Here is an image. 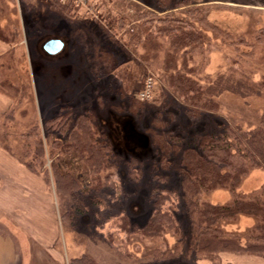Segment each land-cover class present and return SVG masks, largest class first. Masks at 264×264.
<instances>
[{
  "label": "rangeland",
  "instance_id": "rangeland-1",
  "mask_svg": "<svg viewBox=\"0 0 264 264\" xmlns=\"http://www.w3.org/2000/svg\"><path fill=\"white\" fill-rule=\"evenodd\" d=\"M66 1L74 9L71 22L42 7L33 16L23 15L18 0L15 19L11 1L1 0L4 31L15 44L13 51L0 58V95H6L11 103L0 117V156L8 159L3 163L9 172L11 169L19 190L25 188L19 199L23 203H30L33 194L42 199L37 192L42 183L25 165L32 157L37 130L41 133L45 121L68 107L77 112L93 111L121 158L120 170H125L128 161H142L144 167L155 161L145 138L155 123L153 117L160 114L168 127L186 126L187 112L181 111H185L183 106L191 109V104H184L183 94L171 88V82L185 80L200 91L195 96L198 98L203 89L219 123L240 131L255 130L264 123V0ZM192 9L198 18H205L206 24L194 18V25L183 27L199 38H174L173 32L165 29L169 27L165 21H186L182 16ZM101 20H112L110 27ZM51 38L63 42L56 55L42 50ZM148 76L155 81L153 96L139 100L136 94ZM167 101L168 106L163 107ZM50 161L47 157L49 170ZM83 172L82 165L77 174L82 176ZM123 182L131 222L126 219V224L116 216L94 231L90 217L79 219L75 227L62 225L55 220L60 214L55 209L52 221L48 218L52 212L50 215L45 204L36 221L27 218L29 208L16 213L17 220L11 217L14 213L9 216L0 206V232L13 241L16 250L13 264H71L72 258L82 254L91 255L99 264H231L223 258L225 252H186L182 244L177 247L178 238L172 231L165 237L143 235L140 225L149 213L144 198L150 181L141 174L136 183L127 178ZM262 186L264 167L251 170L238 191L249 195ZM206 199L223 204L229 201V194L216 190ZM177 207V199L172 197L162 209ZM18 223L29 227L36 224L35 236L41 244L28 240L16 228ZM252 223V218L242 216L229 221L228 228L245 237ZM102 236L107 237L111 248ZM253 256L237 254L234 264H264V256Z\"/></svg>",
  "mask_w": 264,
  "mask_h": 264
},
{
  "label": "trees",
  "instance_id": "trees-1",
  "mask_svg": "<svg viewBox=\"0 0 264 264\" xmlns=\"http://www.w3.org/2000/svg\"><path fill=\"white\" fill-rule=\"evenodd\" d=\"M10 1L16 19L15 0ZM18 2L23 15L33 16L42 7L53 12L55 17L71 22L70 13L74 11L70 1ZM1 10L3 4L0 0ZM187 12L190 13L182 16L186 21L177 18L165 21L169 25L165 29L172 31L176 39L199 38L194 31L183 27H191L195 24L194 18H198L194 9ZM198 19H201V25L206 24L205 18ZM112 20H101V23L110 27ZM181 81L171 82L170 86L183 94L185 105L186 102L191 104V109L183 106L185 111H181L183 114L187 112L186 126L168 127V121L160 114L153 117L155 123L151 124L145 138L155 161L146 167L135 159L137 162L128 161L125 170H120L121 158L93 111L77 112L68 107L45 121L42 132L37 130L32 157L25 163L30 173L42 183L37 192L49 213L55 214V209L59 211L62 225L73 224L75 227L79 219L90 217L94 231L97 225L116 216L124 222H131L132 213L129 211L128 215L125 207L128 193L123 179L136 183L139 175L145 174L150 181L144 198L149 213L140 225L143 235L165 237L167 231H172L178 238L176 246L182 244L186 252L264 256V186L249 195L238 191L241 181L251 170L264 167V123L258 129L240 131L223 121L217 122L216 109L211 100L203 96L204 90L201 89V98L195 97L200 91L198 93V89L185 80ZM165 105L168 106V101L163 107ZM47 157L51 159L50 170L46 166ZM82 165L85 172L79 176L77 169ZM117 177L119 182H116ZM216 190H226L229 201L214 204L206 199ZM172 197L177 199V209H162ZM242 216L253 219L245 237L236 229L228 228L229 221ZM17 229L31 240L23 229ZM102 241L111 248L107 237L102 236ZM70 262L99 264L88 254L74 257Z\"/></svg>",
  "mask_w": 264,
  "mask_h": 264
},
{
  "label": "crops",
  "instance_id": "crops-1",
  "mask_svg": "<svg viewBox=\"0 0 264 264\" xmlns=\"http://www.w3.org/2000/svg\"><path fill=\"white\" fill-rule=\"evenodd\" d=\"M3 26L5 25L3 24V19L0 14V31H4L5 28ZM8 37H9V34L6 33V31H4L3 36L0 37V55H2L0 57L1 59L6 57L11 51H13V48H14V44H15L14 40L8 39ZM3 54L5 55L3 56ZM7 99L8 98L6 97V95H3V94L0 95V117L4 116L7 113V111L10 109L11 103H8ZM3 162H8V159L7 158L3 159V157L0 156V197H2V200H1L2 202H0L1 208L6 213L8 212L7 215L9 216L10 214L14 213L11 215V217L17 220H18L17 218L18 216L16 215V213L23 212V209L29 208L31 212L27 218H30L31 221L32 219L33 221H36L38 218L40 219L41 218L40 212L42 211V206L43 204H45V201L43 199H39L38 197H35L34 194L33 196H31L32 201L30 200V203H23L22 200H19L20 197L24 195L23 192H21V190H24L25 188H22L21 190H19L18 188L19 185L13 182L14 176L12 174L11 169L9 172V170L6 167L7 164ZM8 174H10V176H8ZM8 178L12 179V181H9ZM15 189L16 191H14ZM10 205H12V208L10 207ZM45 209H46V204H45ZM24 217H25V214H24ZM48 218H51L53 221L54 220L53 214ZM55 220L58 221L59 218ZM24 222H26V220ZM18 224L19 226L16 228L23 229L31 237V239L34 240V242L37 241L39 244H41L40 241L35 236L34 226L36 224L35 225L31 224L32 226L30 227L25 223H22V225L20 223ZM226 254H230V255H226ZM237 254L238 255L244 254V256H248L246 258H250V256H253L247 253L225 252L223 254V258H225L227 262L234 264ZM14 258L17 259V255H16V250H15L13 241L8 236H6L4 233L0 232V264H13Z\"/></svg>",
  "mask_w": 264,
  "mask_h": 264
},
{
  "label": "built area",
  "instance_id": "built-area-1",
  "mask_svg": "<svg viewBox=\"0 0 264 264\" xmlns=\"http://www.w3.org/2000/svg\"><path fill=\"white\" fill-rule=\"evenodd\" d=\"M61 2H64L66 0H60ZM154 85L155 81L154 78L151 76H148L143 81L142 89L138 91L136 94V98L139 100H148L153 96L154 91Z\"/></svg>",
  "mask_w": 264,
  "mask_h": 264
},
{
  "label": "water",
  "instance_id": "water-1",
  "mask_svg": "<svg viewBox=\"0 0 264 264\" xmlns=\"http://www.w3.org/2000/svg\"><path fill=\"white\" fill-rule=\"evenodd\" d=\"M43 50L49 55H55L61 52L63 42L60 39H50L43 44Z\"/></svg>",
  "mask_w": 264,
  "mask_h": 264
},
{
  "label": "flooded vegetation",
  "instance_id": "flooded-vegetation-1",
  "mask_svg": "<svg viewBox=\"0 0 264 264\" xmlns=\"http://www.w3.org/2000/svg\"><path fill=\"white\" fill-rule=\"evenodd\" d=\"M51 39H55V38H51ZM49 40V39H48ZM43 46V45H42ZM42 50H43V47H42ZM44 51V50H43ZM45 52V51H44ZM46 53V52H45Z\"/></svg>",
  "mask_w": 264,
  "mask_h": 264
}]
</instances>
